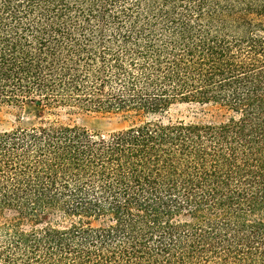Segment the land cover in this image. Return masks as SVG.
I'll return each instance as SVG.
<instances>
[{
  "label": "trees",
  "instance_id": "16d2710c",
  "mask_svg": "<svg viewBox=\"0 0 264 264\" xmlns=\"http://www.w3.org/2000/svg\"><path fill=\"white\" fill-rule=\"evenodd\" d=\"M28 102L149 117L0 132V264H264V0H0V105Z\"/></svg>",
  "mask_w": 264,
  "mask_h": 264
},
{
  "label": "rangeland",
  "instance_id": "374dc122",
  "mask_svg": "<svg viewBox=\"0 0 264 264\" xmlns=\"http://www.w3.org/2000/svg\"><path fill=\"white\" fill-rule=\"evenodd\" d=\"M224 115L226 113L223 109H219L211 104L178 103L172 105L164 115H157V117L162 118L164 122H168L170 120L195 121L199 119H221ZM148 117L143 115L126 119L121 114L103 113L65 106L49 109L38 103L28 102L23 107L0 105V132L12 130L18 126L38 124L43 121H57L62 124L79 126L99 137L127 128L132 123H139ZM15 215V211H6L2 220L12 218ZM43 220L44 222L62 221L60 217L57 218L51 214L44 217ZM65 221V223L70 222V220ZM30 222L25 223L24 226H31Z\"/></svg>",
  "mask_w": 264,
  "mask_h": 264
}]
</instances>
